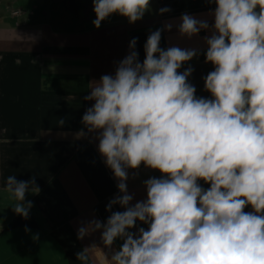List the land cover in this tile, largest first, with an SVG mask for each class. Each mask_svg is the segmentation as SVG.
<instances>
[{
  "label": "clouds",
  "instance_id": "1",
  "mask_svg": "<svg viewBox=\"0 0 264 264\" xmlns=\"http://www.w3.org/2000/svg\"><path fill=\"white\" fill-rule=\"evenodd\" d=\"M207 2L215 4L213 23L185 12L178 31L188 38L210 32L204 37L205 60L213 65L204 77L210 98L196 96L191 67L180 71L197 50L160 46L171 24L150 31L142 63L133 38L115 74L92 82L84 97L94 103L76 138L98 141L118 194L106 206L107 220L81 226L77 238L99 231L105 264H264V0ZM92 3L96 28L113 15L134 24L151 9V0ZM141 165L161 176L145 180L146 199L133 204L129 170ZM3 190L27 219L26 194L40 191L35 177L9 175ZM117 205L123 211H112ZM95 247L83 248L77 260L95 264Z\"/></svg>",
  "mask_w": 264,
  "mask_h": 264
},
{
  "label": "crops",
  "instance_id": "2",
  "mask_svg": "<svg viewBox=\"0 0 264 264\" xmlns=\"http://www.w3.org/2000/svg\"><path fill=\"white\" fill-rule=\"evenodd\" d=\"M71 1L74 9L65 0H50L48 16L41 12L36 19L30 13L19 23L0 24V264H81L76 254L93 245L97 247L90 255L95 264H105L102 250L108 249L101 233L83 239L77 235L88 222L107 220L111 213L106 206L118 194L117 180L98 152V141L92 135L77 139L76 133L94 103L84 99L92 82L115 74L133 38H138L136 50L142 63L150 31L171 24V30L162 31L160 46L197 50L180 71L191 67L188 79L196 96L210 98L204 87V77L213 70L205 60L204 37L210 32L182 37L178 25L185 12L211 25L215 4L151 0L142 20L130 24L113 15L96 28L92 0ZM161 8L171 11L160 14ZM9 175L22 181L35 177L40 189L26 194V201L32 202L27 219L13 211L14 201L3 190ZM160 176L143 165L129 170L132 203L146 199L145 180ZM112 211L123 209L117 205ZM137 226L147 228L139 222ZM121 243L117 240L113 249Z\"/></svg>",
  "mask_w": 264,
  "mask_h": 264
},
{
  "label": "rangeland",
  "instance_id": "3",
  "mask_svg": "<svg viewBox=\"0 0 264 264\" xmlns=\"http://www.w3.org/2000/svg\"><path fill=\"white\" fill-rule=\"evenodd\" d=\"M65 1L68 2V5L71 6V9L75 8V3L73 1ZM49 7L50 0H0V24L19 23L30 13L36 19L40 18L39 14L41 12H45L48 16ZM38 8H42L43 11L39 10Z\"/></svg>",
  "mask_w": 264,
  "mask_h": 264
},
{
  "label": "built area",
  "instance_id": "4",
  "mask_svg": "<svg viewBox=\"0 0 264 264\" xmlns=\"http://www.w3.org/2000/svg\"><path fill=\"white\" fill-rule=\"evenodd\" d=\"M16 15V14H15Z\"/></svg>",
  "mask_w": 264,
  "mask_h": 264
}]
</instances>
